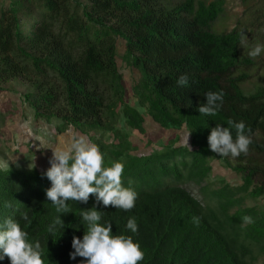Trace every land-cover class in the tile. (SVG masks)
Returning <instances> with one entry per match:
<instances>
[{
	"label": "trees",
	"instance_id": "1",
	"mask_svg": "<svg viewBox=\"0 0 264 264\" xmlns=\"http://www.w3.org/2000/svg\"><path fill=\"white\" fill-rule=\"evenodd\" d=\"M224 11L225 0H0V85L22 82L35 125L88 135L103 166L123 164L122 185L137 194L127 212L90 194L57 213L45 196L50 164L0 167V223L13 219L28 242L38 241L43 264H80L84 258H69L71 240L82 238L80 213L94 206L113 234L139 243L138 264H255L264 254V61L261 67L247 54L264 45V7L249 13L247 27L213 30ZM121 64L137 73L129 87L136 106ZM182 74L188 84L178 88ZM252 77L257 82L248 87ZM208 91L222 94L212 116L198 112ZM147 117L165 129L185 127L188 144L170 140L140 153L132 132L145 133ZM229 120L243 121L251 140L235 158L207 145L210 129ZM216 165L233 178L212 187ZM186 182H206L203 203ZM130 217L135 234L124 227Z\"/></svg>",
	"mask_w": 264,
	"mask_h": 264
},
{
	"label": "clouds",
	"instance_id": "2",
	"mask_svg": "<svg viewBox=\"0 0 264 264\" xmlns=\"http://www.w3.org/2000/svg\"><path fill=\"white\" fill-rule=\"evenodd\" d=\"M262 51L264 45L256 44L249 48L247 54L254 58ZM175 84L178 88L186 86L187 76L180 75ZM204 97L206 102L198 107V112L212 116L220 108L222 94L208 91ZM228 125L216 124L210 129L208 149L219 157L235 158L246 154L251 140L245 132L244 122L229 120ZM49 164L50 167L43 173L51 184L45 196L57 213H68L69 201L87 203L90 194L102 206L111 205L125 212L135 205L136 192L124 187L121 182L123 164L113 162L110 167L103 166L102 152L83 135L74 134L67 149L53 150ZM20 218L28 220L26 213H21ZM80 220L87 225V230L82 238L73 236L70 259L84 258L80 264H138L142 261L144 254L139 243L134 242L131 236L113 234L109 222L100 223V211L95 206L81 211ZM242 220L243 223L251 222L247 216ZM60 222L61 216L53 221L49 231H53V227ZM124 227L133 234L138 230L134 217L128 218ZM40 247L38 241L28 242L27 233L17 221L9 218L0 223V260L7 257L9 264H43Z\"/></svg>",
	"mask_w": 264,
	"mask_h": 264
},
{
	"label": "rangeland",
	"instance_id": "3",
	"mask_svg": "<svg viewBox=\"0 0 264 264\" xmlns=\"http://www.w3.org/2000/svg\"><path fill=\"white\" fill-rule=\"evenodd\" d=\"M262 6L264 7V0H225L224 14L220 16L212 28L218 32H225L234 27H247V20L250 17L249 13ZM248 37H250V34L246 33V39ZM118 53L119 56L123 54L122 40H118ZM255 58L262 67L261 62L264 61V51ZM121 70L128 89V101L130 104L136 106V102L130 95L129 87L130 82L137 76V73L123 64H121ZM252 72L254 73L255 70H252ZM261 72H264V69H261ZM256 82L257 78L252 77L247 85L251 87ZM24 93L25 86L20 81H12L0 85V118L2 119L0 122L1 168L14 165L18 168L35 167L43 169L49 165L52 151L67 149L74 134L83 135L92 143L88 135L71 128L60 134L56 131L54 124L46 125L39 123V125H35L32 121V111L23 102ZM132 140L139 146L138 151L143 154L153 149H161L170 140L176 141L177 144L187 145L189 133L185 127L179 129L162 128L147 117L145 133L140 134L133 131ZM223 177L227 179L233 178L225 167L216 165L209 179L211 186L215 187L219 185V179ZM183 185L195 198L202 203L204 202V194L201 191V187L205 186L206 182H202L201 184L186 182ZM255 264H264V254H261L257 258Z\"/></svg>",
	"mask_w": 264,
	"mask_h": 264
}]
</instances>
